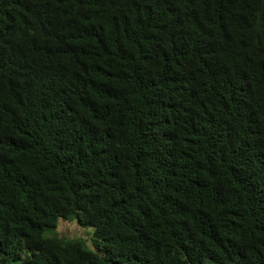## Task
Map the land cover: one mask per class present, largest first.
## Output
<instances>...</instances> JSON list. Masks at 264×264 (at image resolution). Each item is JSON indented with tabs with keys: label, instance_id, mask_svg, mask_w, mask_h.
Listing matches in <instances>:
<instances>
[{
	"label": "trees",
	"instance_id": "obj_1",
	"mask_svg": "<svg viewBox=\"0 0 264 264\" xmlns=\"http://www.w3.org/2000/svg\"><path fill=\"white\" fill-rule=\"evenodd\" d=\"M0 264H264V0H0Z\"/></svg>",
	"mask_w": 264,
	"mask_h": 264
},
{
	"label": "rangeland",
	"instance_id": "obj_2",
	"mask_svg": "<svg viewBox=\"0 0 264 264\" xmlns=\"http://www.w3.org/2000/svg\"><path fill=\"white\" fill-rule=\"evenodd\" d=\"M58 233L68 238H79L85 241L86 245L92 249L91 228H82L75 221L65 222L60 220L58 224Z\"/></svg>",
	"mask_w": 264,
	"mask_h": 264
}]
</instances>
